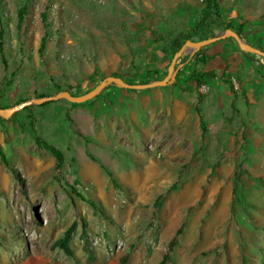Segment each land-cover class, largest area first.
<instances>
[{"label":"rangeland","instance_id":"374dc122","mask_svg":"<svg viewBox=\"0 0 264 264\" xmlns=\"http://www.w3.org/2000/svg\"><path fill=\"white\" fill-rule=\"evenodd\" d=\"M24 3L0 0V109L21 106L0 118V264H264V59L226 38L182 55L169 86L39 103L108 77L162 80L199 37L204 4L32 0L18 26ZM217 3L205 39L229 24L264 51V0ZM218 43L243 53V74L202 72L199 55L224 61ZM35 136L62 152L61 168ZM71 225L67 256L53 244Z\"/></svg>","mask_w":264,"mask_h":264},{"label":"trees","instance_id":"16d2710c","mask_svg":"<svg viewBox=\"0 0 264 264\" xmlns=\"http://www.w3.org/2000/svg\"><path fill=\"white\" fill-rule=\"evenodd\" d=\"M32 0H24V4L18 9L17 11V25L20 26L24 20V17L26 16L27 14V10H28V3H30ZM203 4H204V9L200 15V18L198 20V23H197V32L199 34V37L196 39V40H203L205 39V32L207 30V28H212L214 26H216V18L219 19V14H218V11H219V5L217 3V0H203ZM42 22L45 24V14H42ZM226 29H232L231 26L229 24H226L224 25V30ZM234 30V29H232ZM240 37H241V34L239 31H236L234 30ZM2 32L0 31V36H1ZM188 40V39H187ZM44 41L45 39L42 38L41 39V44H40V50L41 48H43V45H44ZM186 41V40H185ZM184 41V42H185ZM1 42H0V59H2V48H1ZM179 49V47L174 51V53ZM173 53V54H174ZM196 63L198 64H204V59L203 58H198L195 60ZM168 67V66H167ZM166 67V68H167ZM193 79L196 83L197 86H200L203 81H204V77H202V74H200L199 72H196L194 74V76H192ZM118 78H121L123 79L121 76H118ZM153 81H157V79H153ZM146 82H150V79H141V77H138V81H131V82H128V84L130 85H139V84H146ZM72 96H75L76 94L72 93V92H69ZM98 97V96H96ZM95 97V98H96ZM200 126L202 127L203 129V124L202 122H200ZM34 140H35V143L42 149H44L46 152H48L54 159H55V167L54 169L55 170H58L59 168H61V165L63 163V154L62 152L57 149L56 147H54L53 145L51 144H48L47 142L41 140L39 137L35 136L34 137ZM91 160L97 162L95 159L91 158ZM0 161L5 165V166H8V163H7V160L5 158V155L3 153V151L1 150L0 148ZM100 168L103 170V172L111 179V182L113 184H115V181L113 180V178L111 177V174L110 172L103 166L100 165ZM75 192V190H74ZM77 194V193H76ZM78 197L82 198L81 195L77 194ZM161 200V197H158L157 201H156V206H159V202ZM87 203L93 208L95 209V205L91 202V201H87ZM74 227L73 225H71L70 227H68L63 236L61 238H59L58 240H56L53 244V247H57L59 248L60 250H62L67 256H71V249L69 248V245H68V242L70 240V235H71V232L73 231ZM180 234V230L178 229L175 233V236L179 235ZM174 240L173 239L172 241H170L169 245L172 246L173 243H174ZM86 244V243H85ZM87 245H85V251H87L88 253V260L91 261L93 259L90 251H88ZM169 259V256L167 254H165L161 261L158 263V264H165V262ZM125 260H121V264H124Z\"/></svg>","mask_w":264,"mask_h":264},{"label":"water","instance_id":"95a60500","mask_svg":"<svg viewBox=\"0 0 264 264\" xmlns=\"http://www.w3.org/2000/svg\"><path fill=\"white\" fill-rule=\"evenodd\" d=\"M226 38H232L239 50L243 53L246 54H252L256 55L262 59H264V51L253 47L252 45L248 44L246 41H244L236 32H234L231 29H226L220 36H215L211 38H206L197 42H193L190 40H186L180 47L179 49L172 55L171 60L169 62V65L167 67V73L166 76L159 81H154L151 83L147 84H142V85H130L126 82H124L121 78H116V77H108L104 80H102L94 89H92L89 93L83 95V96H72L69 92H61L54 97L50 98H44V99H39L37 102L42 103L45 101L49 100H57V99H65L68 102L72 104H81L84 103L88 100L93 99L99 93L108 85L110 84H116L119 87H122L124 89H149V88H156V87H164L169 84H171L173 78H174V70H175V65L178 59L184 55L189 53L191 50L195 51L198 50L202 47H205L207 45H210L212 43L218 42L222 39ZM21 106H15L12 108L8 109H0V118L2 119H8L13 113H15L18 109H20Z\"/></svg>","mask_w":264,"mask_h":264},{"label":"crops","instance_id":"0c3cea01","mask_svg":"<svg viewBox=\"0 0 264 264\" xmlns=\"http://www.w3.org/2000/svg\"><path fill=\"white\" fill-rule=\"evenodd\" d=\"M243 39L245 41H247L246 38H243ZM197 41L198 40H193V42H197ZM212 45H215V44L212 43ZM218 46H219V50H220L219 52L223 56L224 61H220V60H218L215 57L214 58L210 57L211 59H209V57H207L206 55L201 54V55H199L198 58H203L205 60L204 64H198V65H200L201 67L204 68V69H202V72H213V74H216L217 77L219 75L221 76L223 74H228L229 76H235L238 73L239 74H243L242 69L243 70L246 69V67H245L246 65H244L245 58L242 55L243 53L239 52L234 47V45H232L230 43H225V46L221 45V47H220V45L218 43ZM252 46L261 50L259 44H258V46H254V45H252ZM263 46H264V44H263ZM205 54H207V53H205ZM245 63H246V61H245ZM209 65H210V67H208ZM241 67H242V69H241ZM249 72H251V71H247L246 74H249ZM210 74H212V73H210ZM185 76H186L185 71H182L178 76H176V78H177V80H181ZM189 83H190V86H193V88H194V86H195L194 82L190 81ZM167 86H169V85H167ZM260 86H262V82L261 81H258L257 79L252 80V87L253 88H257V87H260ZM257 89H260V88H257ZM253 96H257L255 91H254Z\"/></svg>","mask_w":264,"mask_h":264},{"label":"built area","instance_id":"2783aa9c","mask_svg":"<svg viewBox=\"0 0 264 264\" xmlns=\"http://www.w3.org/2000/svg\"><path fill=\"white\" fill-rule=\"evenodd\" d=\"M200 1H202L203 2V0H200ZM205 89V88H204Z\"/></svg>","mask_w":264,"mask_h":264}]
</instances>
